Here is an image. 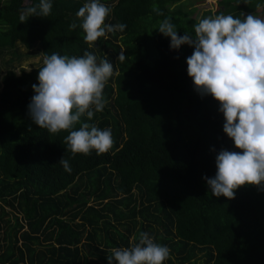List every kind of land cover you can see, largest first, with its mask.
<instances>
[{"label":"trees","instance_id":"trees-1","mask_svg":"<svg viewBox=\"0 0 264 264\" xmlns=\"http://www.w3.org/2000/svg\"><path fill=\"white\" fill-rule=\"evenodd\" d=\"M180 1L101 0L111 9L105 23L127 27L89 47L76 17L89 0H52L49 17L24 23L21 10L39 0H0V58L8 57L0 77V264H109L110 250L138 242L140 232L170 249L164 264H264V185L242 186L229 200L212 195L205 179L215 176L222 149L240 150L223 131L219 102L195 91L187 74L194 48L173 50L158 30L170 18L179 36L194 37L198 22L169 10ZM257 8V0L219 2L203 18L243 19ZM20 47L36 48L42 60L88 51L111 62L103 111L81 118L111 128L107 153L72 157L67 132L52 135L31 121L42 62L18 68ZM63 156L71 172L58 163Z\"/></svg>","mask_w":264,"mask_h":264},{"label":"clouds","instance_id":"clouds-1","mask_svg":"<svg viewBox=\"0 0 264 264\" xmlns=\"http://www.w3.org/2000/svg\"><path fill=\"white\" fill-rule=\"evenodd\" d=\"M52 0H39L35 6L22 9L19 20L29 17H49ZM157 15H163L153 5ZM111 9L101 0H89L76 13L84 41L92 47L101 37L116 31L123 32L126 24H106ZM74 21L69 30L77 28ZM158 30L170 38V48L182 45L194 48L186 60L187 74L195 91L201 96L211 95L219 102L223 114L224 133L240 151L222 149L215 158L216 173L207 178V185L215 197L235 198L242 186L264 185V18L249 14L241 18L232 15H214L202 18L194 25V37L179 36L170 18L163 19ZM121 53L118 60L123 61ZM114 74L107 59L85 51L80 57L45 54L38 72V84H33L34 95L28 104V116L40 129L64 137L66 151L97 155L107 153L114 144L111 128L100 129L91 120L95 112L103 111L107 101L104 88ZM80 124L79 130L75 126ZM71 172L69 160L64 156L58 162ZM129 247L112 248L107 259L116 264H164L170 249L159 244L147 232L132 237Z\"/></svg>","mask_w":264,"mask_h":264},{"label":"rangeland","instance_id":"rangeland-1","mask_svg":"<svg viewBox=\"0 0 264 264\" xmlns=\"http://www.w3.org/2000/svg\"><path fill=\"white\" fill-rule=\"evenodd\" d=\"M219 2H231V0H181L180 2L169 7V10L179 11L185 17L194 19L198 22L204 17V15H213V13L218 9ZM257 6V10L251 14L256 15L260 18H264V0H257ZM247 15L249 14H245L244 16ZM103 38L109 39L108 34L106 37ZM19 52L23 53L24 55L20 58V61L18 62V68L29 70L31 68L38 67L42 62L41 54L36 48L31 51H25L23 48L20 47ZM7 59V56L0 58V77L6 68L3 61ZM18 68L16 69V71L18 70Z\"/></svg>","mask_w":264,"mask_h":264}]
</instances>
